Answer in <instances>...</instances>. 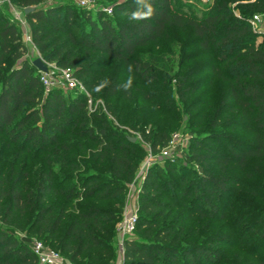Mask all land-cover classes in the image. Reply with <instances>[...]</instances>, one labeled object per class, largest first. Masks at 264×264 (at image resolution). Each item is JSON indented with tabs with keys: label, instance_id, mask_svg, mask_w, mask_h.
<instances>
[{
	"label": "trees",
	"instance_id": "trees-1",
	"mask_svg": "<svg viewBox=\"0 0 264 264\" xmlns=\"http://www.w3.org/2000/svg\"><path fill=\"white\" fill-rule=\"evenodd\" d=\"M44 1L9 0L19 8L18 12L28 24L30 43L43 59L54 62L62 70L72 71L87 90L98 82L100 71L96 67L100 65L101 57L120 63L125 69L128 64L133 65L132 75L145 85L156 82L157 70L147 63L131 61L130 57L137 49L156 43L168 29L189 30L199 52L210 57L209 67L191 69L183 77L177 93L185 101L199 92V84L192 80L201 72H209L226 84L214 109L209 134L194 140L187 155V160L202 170L198 185L195 188L194 182L183 185L181 180L176 187L162 179L160 172L146 173L134 231L137 226L139 230L144 228L143 236L150 241L126 238L123 264L217 263L220 260L217 246L227 244L229 236L209 234L204 238L198 223L213 221L218 212L217 204L231 184L230 177L222 175L224 167L233 164L243 169L249 160L264 159V35L256 33L249 24L253 15H264V0H211L198 15L173 10L172 0H152L155 14L140 22L128 19V14L136 7L134 0H122L114 4L110 16L101 11L94 16L89 11L83 13L89 30L80 31L78 35L72 30L76 22L74 11L82 10L64 3L66 0H51V5L42 7ZM27 9L29 12L24 14ZM10 16L11 19H6L0 13V138L20 148L32 147L44 156L47 167L56 164L60 169L76 172L82 166L75 160L72 138L100 146L93 151L92 159L96 168L107 169V175L88 176L78 190L73 187L63 189L62 178H58L51 167L45 172V182L39 186L38 202L45 207L40 209L37 217V225L41 228L39 234L50 231L56 236L65 215L60 211L54 216V207L47 206L49 199L80 197L93 203L115 204L116 213L94 205L81 207L58 240L59 251L70 264L86 254L90 259H96L93 253L102 245L96 234L103 233L106 227L114 226L120 219L123 196L134 178L135 156L141 151L115 132H109L108 127L94 133L96 129L86 124L83 96L65 101L57 89L45 94L40 73L24 58L27 48L19 33V24ZM260 36L262 42L257 44L255 40ZM109 80L111 83L104 88L106 98L119 96L125 98L126 103L131 102L132 89L120 87L125 81L115 77ZM144 99L151 101L152 97L146 93ZM225 131H244L252 136L248 140L235 141L225 135ZM144 136L152 151L159 146L162 149L168 146L169 140L163 133ZM63 138L67 139L62 141ZM215 138L220 139L219 142H229L225 152L221 143L211 141ZM79 140L76 147L82 149ZM215 165L218 175L212 171ZM167 168H171L170 164ZM1 182L0 215L6 199ZM81 191L84 193L80 194ZM172 192L180 196L179 207L185 208L189 220L194 222L184 237H181L183 228L173 233L174 226L158 227L157 222L163 217L167 204L162 199L170 198ZM10 198L17 206L18 193L11 194ZM259 218L264 227V213ZM209 229L207 226L203 230ZM192 237H196L195 241H189ZM252 259V264H264V256H252ZM0 264L42 263L27 243H17L0 231Z\"/></svg>",
	"mask_w": 264,
	"mask_h": 264
},
{
	"label": "rangeland",
	"instance_id": "rangeland-1",
	"mask_svg": "<svg viewBox=\"0 0 264 264\" xmlns=\"http://www.w3.org/2000/svg\"><path fill=\"white\" fill-rule=\"evenodd\" d=\"M121 1L66 0L64 3L73 6L74 9L82 10V12L74 11L76 22L72 29L73 33L78 35L80 31L89 30L83 13L89 11V14L94 16L98 11H101L104 15L110 16L114 4ZM210 2L211 0H172V9L180 13L198 15L202 9L210 5ZM51 4V0H46L42 3V7ZM10 9L19 10L9 0H6L2 7L0 6L1 15L6 19H11ZM19 27V33L27 48L24 58L30 63L35 59H40L43 62L47 68L46 76L55 85L50 90H59L65 101L83 96L86 102V124L96 129L94 133H99L102 127H108L109 132L113 131L128 141L132 139L134 142L131 143L141 151L139 156H135L137 161L134 178L123 196L120 219L114 226L106 227L103 233L96 234L102 244L93 253L96 255V259H90L86 254L71 263L123 264L124 240L126 238L145 239L144 228L139 230L138 226L137 230L129 234L128 237H120L118 231L119 224L125 214L135 212L137 215L138 203L141 198L140 192L146 173L157 174L160 172L162 179L172 182L176 187L181 180L184 181L183 185L194 182V188L197 187L202 170L194 163L189 162L187 155L194 146V140L207 137L209 134L214 109L226 84L209 72H201L192 80L199 84L200 91L185 101L181 100L177 93L181 88L183 77L191 69L200 70L209 67L211 60L208 55L199 52L190 37L189 30L168 29L165 36L156 43H149L147 46L137 49L135 54L130 57L131 61L147 63L157 70L159 77L156 82L145 85L139 79L134 78L131 86L132 100L128 103L125 98L119 96L106 98L104 89L101 92L94 91V88L87 90L82 82L74 76L72 77L75 86L71 88L69 82L62 76V69L56 67L54 62H46L27 40L28 33H25L20 25ZM255 42L261 43L262 38H257ZM100 59L98 60L100 65L96 67V70L100 71L96 84L104 78L115 77L126 81L129 74L126 73L122 64L104 57ZM49 91H45V94ZM146 93L152 97L151 101L144 99ZM77 127L78 125H76ZM212 132L215 133L216 130ZM143 133H145L144 135L149 134L150 137L155 133L165 134L167 139L173 143L171 152L164 156L161 146L152 151ZM225 135L232 137L235 141L248 140L252 136L251 133L244 131H225ZM66 139L63 138L62 141ZM78 140L73 137L71 143L74 148L75 160L82 166L81 170L76 172L60 169L56 164L51 166L55 175L62 178L63 189L73 187L78 190L88 176L105 177L107 175V169L96 168V162L92 159L93 151L98 150L100 146L93 145L87 140H79L83 146L82 149H77ZM211 141L219 142L220 139L215 138ZM219 143L222 144L225 152L229 142L222 140ZM168 164L171 166L170 169L167 168ZM51 167L46 166L44 156L32 147L20 148L17 145L9 144L7 139L0 138V181H2L1 184L6 193L0 215V231L8 234L17 243H27L32 251L35 247L40 246L44 253H54L66 260L65 254L59 251L58 240L74 216L80 213L81 207L94 205V207L111 210L113 213H116V208L114 209L115 204L110 202L93 203L92 200H82L80 197L65 199L63 196H56L53 199L48 198L47 206L54 207V216L62 211L65 219L56 236H53L50 231L39 234L41 228L37 225V217L40 209L45 207V204L41 205L38 202L39 186L45 182V172ZM212 171L216 175L219 174L216 165L212 167ZM223 173L222 175L230 177L231 184L228 185L226 192L217 204L218 212L213 221L204 220L198 223L200 235L204 238L209 234L229 236L227 244L217 246L220 260L213 264H252V256H264V227L261 226L259 218L264 213V159L249 160L243 169L229 164L228 167H224ZM13 193H18L20 197L17 206L12 203L10 198ZM83 193V191L80 192V194ZM170 196V198L162 199L167 204L163 217L157 222L158 227L174 226L173 233H178L179 229L183 228L184 234L181 237H184L194 222L189 220V212L185 208L179 207L180 196L173 192L170 193ZM190 202L191 199L187 201L189 204ZM175 205L178 207L176 208ZM207 226L210 229L205 232L203 229ZM151 233L153 235L155 230ZM195 238L192 237L189 241H195ZM145 241H150V238ZM183 241L181 240V242ZM199 264H205V262L200 261Z\"/></svg>",
	"mask_w": 264,
	"mask_h": 264
},
{
	"label": "built area",
	"instance_id": "built-area-1",
	"mask_svg": "<svg viewBox=\"0 0 264 264\" xmlns=\"http://www.w3.org/2000/svg\"><path fill=\"white\" fill-rule=\"evenodd\" d=\"M5 2L6 0H0V6ZM108 13L110 14V11H108ZM10 14L12 15L13 20L18 22L22 30H24L25 33H28V24L23 18V15L21 13H18V11L14 9H10ZM262 18H264V15L255 14L249 20V24L252 27V29L259 35H264V20H262ZM259 38H261V36ZM27 40L30 41L29 37L27 38ZM62 76L67 82H69V86L71 88L75 86V81L72 77L73 76L72 71L62 70ZM40 81L45 91H49L53 86H55L54 83L51 81V79L47 77L45 73H40ZM172 144H173L172 141H169L168 146L163 149L162 154L164 156L168 155L171 152ZM136 221H137V215L135 212H130L125 214L122 218V221L119 224L118 232L120 237H128L129 234H131L134 231ZM33 252L38 257L40 263L42 264H70L68 261L62 259L57 254L44 253L40 248V246L35 247Z\"/></svg>",
	"mask_w": 264,
	"mask_h": 264
},
{
	"label": "clouds",
	"instance_id": "clouds-1",
	"mask_svg": "<svg viewBox=\"0 0 264 264\" xmlns=\"http://www.w3.org/2000/svg\"><path fill=\"white\" fill-rule=\"evenodd\" d=\"M134 3L136 5L135 9L128 14V19L130 22L145 21L150 19L155 14L152 0H134ZM126 71L129 75L126 81L120 85V87H122L124 90L130 89L133 84V65L128 64L126 67ZM110 83L111 81L108 78H104L98 84L94 85V91L101 92L104 88L108 87Z\"/></svg>",
	"mask_w": 264,
	"mask_h": 264
},
{
	"label": "water",
	"instance_id": "water-1",
	"mask_svg": "<svg viewBox=\"0 0 264 264\" xmlns=\"http://www.w3.org/2000/svg\"><path fill=\"white\" fill-rule=\"evenodd\" d=\"M29 10H24V14H27ZM32 66L39 72V73H47V68L43 64V62L40 59H35L32 62ZM130 142H134L132 139H129Z\"/></svg>",
	"mask_w": 264,
	"mask_h": 264
}]
</instances>
